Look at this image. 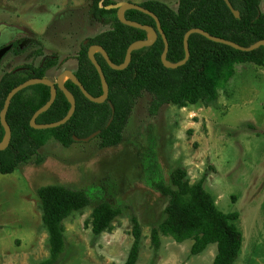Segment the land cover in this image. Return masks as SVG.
Returning <instances> with one entry per match:
<instances>
[{"label":"rangeland","instance_id":"374dc122","mask_svg":"<svg viewBox=\"0 0 264 264\" xmlns=\"http://www.w3.org/2000/svg\"><path fill=\"white\" fill-rule=\"evenodd\" d=\"M113 1L126 6L151 0ZM157 1L176 10L179 0ZM90 7L91 0H0V52L7 50L0 56V79L19 67L40 65L44 58L33 57L39 48L44 56L59 58L49 80L76 70L81 44L109 28L92 18ZM151 100L144 94L137 101L124 140L115 148L101 149L97 139L70 148L50 142L15 173L0 174V264L49 259L38 196V189L48 185L88 189L123 208L113 230L100 236L87 225L92 206L70 216L59 264H124L133 243L132 215L143 231L137 264H212L216 245L195 257L192 241L178 244L162 237L158 252L151 247V228L163 220L167 205L147 184V170L156 165L165 179L175 168H185L192 184L207 174L205 189L217 208L239 215L234 223L243 247L236 264H264V67L237 65L219 100L209 106L169 105L152 116Z\"/></svg>","mask_w":264,"mask_h":264},{"label":"trees","instance_id":"16d2710c","mask_svg":"<svg viewBox=\"0 0 264 264\" xmlns=\"http://www.w3.org/2000/svg\"><path fill=\"white\" fill-rule=\"evenodd\" d=\"M240 13L236 19L224 0H179L176 10L157 0L140 6L155 14L169 43L167 62L178 64L185 59L184 37L193 29H200L214 37L250 48L264 41V13L262 0H229ZM113 0H91L90 14L95 21L105 23L108 29L86 39L80 46L74 75L93 98L104 94L101 79L88 57L93 45L102 47L116 66L125 63L128 49L139 41L148 39V32L123 24L117 17ZM128 21L137 22L157 31L154 18L138 10L125 14ZM86 42V44H85ZM13 50H16L14 44ZM190 58L186 65L168 68L162 62L165 44L159 36L148 47L133 51L132 60L124 70H113L101 54L96 59L103 69L109 86V97L101 103L88 100L71 80L65 84L74 96L76 110L64 126L50 130L31 127L34 114L45 107L52 98V89L43 84L33 85L19 92L12 100L6 114L11 129V139L6 150L0 151V174L11 175L23 164L36 158L39 151L50 142L64 148L75 144L74 137L86 139L96 132L101 149L115 148L124 140V132L134 107L144 94L152 96L149 113L156 116L165 106L185 108L188 105L216 103L220 91L232 79L239 64L264 67V47L251 52L237 51L216 44L199 34L189 38ZM19 54L20 51H16ZM33 57L44 59L40 65H25L5 73L0 79V144L6 131L1 123V112L9 93L32 79L48 78L58 69L57 56H44L37 49ZM114 107V112L112 110ZM72 105L59 88L51 108L37 120L46 125L63 120ZM112 119V122H111ZM164 171L156 165L147 170V184L167 199L164 218L150 231L151 247L158 252L162 237L172 238L182 244L192 241L191 255H201L210 245L217 246L213 264H236L243 247V236L235 221L237 213L221 212L213 196L205 189L207 174L196 184L188 178L187 170L175 168L164 178ZM88 189L62 185H48L38 189L43 225L49 234L50 257L38 264H59L66 248L64 222L74 213L92 206L91 226L96 236L113 230V223L122 215V207L114 206L103 196ZM95 202V203H94ZM94 205V206H93ZM133 237L132 247L124 264H137L141 253L143 231L137 216H130Z\"/></svg>","mask_w":264,"mask_h":264},{"label":"water","instance_id":"95a60500","mask_svg":"<svg viewBox=\"0 0 264 264\" xmlns=\"http://www.w3.org/2000/svg\"><path fill=\"white\" fill-rule=\"evenodd\" d=\"M225 4L227 5V7L229 8V10L231 11V13L234 15V17L236 19L240 18V13L239 11L235 10L232 6V4L230 3L229 0H224ZM113 9H117L118 13H117V17L118 19L125 25L132 27V28H137V29H142L145 30L146 32H148L149 34H152V38H149V34H148V39L145 41H139L134 43L133 45H131L128 49L127 52V57L125 60V63L121 66H116L114 65L107 52L100 46L97 45H93L89 48L88 51V57L90 59V61L92 62V64L94 65L100 79L101 82L103 84V89H104V94L101 98H93L85 89V87L80 83V81L77 79V77L73 74V72L71 71H64L62 74H60L56 80V82H53L51 80H49V78H44V79H32L29 80L27 82H25L24 84H21L20 86L16 87L15 89H13L9 95L7 96L6 102H5V106L3 111L1 112V123L6 131V136L4 138V141L0 144V151H4L7 149L9 143H10V139H11V129L6 121V114L11 106V102L13 100V98L21 91L33 86V85H37V84H43L46 86H49L52 89V98L50 100V102L43 107L42 109L38 110L32 120H31V127L33 129L36 130H50V129H56L59 128L61 126L66 125L71 118L73 117L75 110H76V101L74 96L67 90V88L65 87L66 82H62L63 79L67 76H70V80L77 85L81 92L83 93V95L90 100L91 102H95V103H101L103 101H105L106 99H108L109 97V86L108 83L106 81V77L105 74L103 72L102 67L100 66V64L98 63L97 59H96V54H101L103 56V58L105 59L106 63L108 64V66L110 68H112L113 70H124L126 69L129 64L131 63L132 60V53L133 51L139 50L141 48L144 47H148V46H152L158 39V37L160 36L165 44V52L162 56V62L163 64L168 67V68H179L182 67L184 65L187 64V62L189 61L190 58V51H189V38L192 34H199L203 37H205L206 39H208L209 41L216 43V44H222L228 47H231L237 51H241V52H251L254 51L260 47H264V41H261L259 43H257L256 45L250 47V48H244L239 46L236 43L221 39V38H217L212 36L211 34L200 30V29H193L190 30L184 37V47H185V59L181 62H179L178 64H171L169 62H167V54H168V50H169V43L167 40V37L162 29L161 23L159 21V19L157 18V16L145 9H143L140 5H136V4H127L126 6H114ZM129 10H138L140 12H143L149 16H151L152 18H154V20L156 21L157 24V31H154L152 28L147 27V26H143L137 22H132V21H128L125 18V14L127 11ZM86 44V42H85ZM7 52V50H4L3 55ZM2 56V54H1ZM60 89L62 92L65 93V95L67 96V98L69 99L72 108L71 111L69 112V114L61 121L56 122V123H52V124H46V125H38L36 123V120L46 111H48L51 106L54 104L55 99L57 97V89ZM112 110L114 112V107L112 106ZM112 122V119H111ZM100 132H96L95 134L91 135L90 137L86 138V139H78L77 137H74V141L75 142H81V143H89L92 140L96 139L99 136Z\"/></svg>","mask_w":264,"mask_h":264},{"label":"bare ground","instance_id":"6f19581e","mask_svg":"<svg viewBox=\"0 0 264 264\" xmlns=\"http://www.w3.org/2000/svg\"><path fill=\"white\" fill-rule=\"evenodd\" d=\"M149 38H152V34H149ZM68 78L70 79V76L65 77L62 82L63 83L66 82V80H68Z\"/></svg>","mask_w":264,"mask_h":264},{"label":"flooded vegetation","instance_id":"af4514ba","mask_svg":"<svg viewBox=\"0 0 264 264\" xmlns=\"http://www.w3.org/2000/svg\"><path fill=\"white\" fill-rule=\"evenodd\" d=\"M1 50H2V49H0V51H1ZM3 52H4V51L0 52V56H1V54L3 55ZM71 72H73V71H71ZM73 74H74V73H73ZM53 82H54V81H53Z\"/></svg>","mask_w":264,"mask_h":264},{"label":"crops","instance_id":"0c3cea01","mask_svg":"<svg viewBox=\"0 0 264 264\" xmlns=\"http://www.w3.org/2000/svg\"><path fill=\"white\" fill-rule=\"evenodd\" d=\"M167 238H168V237H167ZM171 239H172V238H171ZM187 242H189V241H187ZM210 246H211V245H210ZM210 246H209V247H210ZM209 247H208V248H209ZM208 248H207V250H208ZM207 250H206V251H207ZM216 254H217V253H216ZM213 261H214V260H213ZM212 264H213V263H212Z\"/></svg>","mask_w":264,"mask_h":264}]
</instances>
